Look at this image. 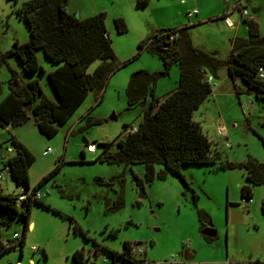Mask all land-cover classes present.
I'll use <instances>...</instances> for the list:
<instances>
[{
	"label": "rangeland",
	"instance_id": "1",
	"mask_svg": "<svg viewBox=\"0 0 264 264\" xmlns=\"http://www.w3.org/2000/svg\"><path fill=\"white\" fill-rule=\"evenodd\" d=\"M26 1L0 0L1 53L11 49L15 41L23 43L29 39L24 19L15 13ZM176 2L67 0V12L73 15L77 13L78 19L105 12V28L118 68L107 79L102 91L88 92L66 124L59 127L52 138L38 131L31 116L26 123L15 128L0 126V153H13L8 141L12 134L30 150L34 156L28 173L30 188L54 168L58 158L63 159L60 172L44 182L38 190L44 193L45 203L73 218L90 240L86 241L82 235L75 233L67 219L40 205H33L22 250L17 246L7 251L0 257V264H28L29 258L34 260V264H57L61 260L57 253H61L63 247H71L78 242V248L85 246V251L88 248L92 251L95 248L92 240L115 251H121L123 242L128 241L137 257L156 264H214L212 261H225L226 254L229 261L234 262L232 264H250L255 259L264 261V217L260 211L264 185L253 187L252 202L246 206L240 198V186L246 182L244 169L220 170L216 169L218 164L186 165L181 168V173L188 187L167 172L164 179L156 178L145 186L144 195L141 196L134 185L132 172L143 177L142 164L126 167L123 164L93 161L104 151L102 143H112L107 152H115L114 140L123 137L124 128L136 126L142 121L143 106L128 108L127 105L125 90L129 77L137 70L158 71L162 63L150 52L138 50L137 44L160 29L190 24L191 20L185 16L186 6H176ZM194 2L190 9L199 10L200 4H204L201 0ZM213 2L216 7L224 5L223 0ZM246 6L249 17L258 22L260 35L264 37V0L246 1ZM255 7L258 9L256 12L253 10ZM238 15V11H234L230 17L237 19ZM115 18L124 19L126 31L116 32ZM219 22L221 20H207L190 26L189 33L194 32L205 47H219L217 58L226 61L228 43L222 42L226 38L222 27L218 29ZM241 25L245 26L243 22ZM37 59L45 72L36 71L27 76L15 56L0 61V99L8 93L7 80L10 70H14L20 84L36 79L43 94L56 100L46 75L48 69L54 66L41 51L37 52ZM99 63V60L94 61L88 71L92 72ZM224 67L218 71L217 78L206 73L212 93L193 112L192 118L210 141L211 152L218 153L221 161L237 163L250 155L264 162V100L247 92L238 79L234 81L242 92L237 95L233 88L234 81L228 77ZM170 71L178 72V67L173 65ZM171 82L170 75L159 78L157 95H163ZM86 116L98 119L99 123L86 125ZM219 126L223 127L225 136L218 134ZM85 141L95 145V152L86 151ZM7 147H10V152H7ZM46 148H50L51 152L43 155ZM81 151L85 152L84 161ZM156 168L159 169L160 165ZM3 174L0 180L3 191L19 193V187L11 176L5 171ZM193 193L197 195L195 205L191 198ZM119 196L122 203L116 205ZM197 209H203L211 216L212 228L217 232L218 239L207 241L203 238L197 221ZM233 219L237 221L234 223ZM23 223V219L16 217L9 227L1 228V242L7 244L8 240L20 238ZM113 230H117L115 237L110 235ZM187 242L190 243L185 247ZM43 246L47 247L48 258L44 255ZM98 252V264H128L118 258L112 261L111 255L105 251ZM36 255L40 257L39 260ZM69 263H72L71 257Z\"/></svg>",
	"mask_w": 264,
	"mask_h": 264
},
{
	"label": "trees",
	"instance_id": "2",
	"mask_svg": "<svg viewBox=\"0 0 264 264\" xmlns=\"http://www.w3.org/2000/svg\"><path fill=\"white\" fill-rule=\"evenodd\" d=\"M147 1L138 0V3ZM66 3L67 0H28L15 10L27 25L29 39L23 43L15 41L11 49L0 52V61L15 56L26 76L36 71L44 73V68L39 65L37 59V52L41 51L45 59L54 66L46 75L56 100L43 94L36 79L20 84L17 73L10 70L7 80L8 93L0 99V126L15 128L26 123L31 116L38 131L45 137L52 138L57 134L59 127L66 124L88 92L102 91L107 79L118 68L105 28V12L78 19L67 12ZM113 22L117 33L126 31L123 18H115ZM243 23L246 25L248 36L235 39L226 61L217 58L213 52L209 53L193 46L186 25L160 29L141 40L137 49L150 52L162 63V68L158 71L137 70L129 77L125 90L127 105L128 108L143 106L142 121L136 126L124 128L123 137L114 140L115 152H107L112 143H102L105 149L93 161L123 164L126 167L142 164L143 177L132 172L134 185L141 196L144 195L145 186H149L156 178L164 179L167 172L175 175L188 187L181 173V168L186 165L218 164L216 169L220 170L242 168L246 182L240 186V198L252 199L253 187L264 185V162L250 155L237 163L221 161L218 153L211 152L210 141L192 118L193 112L211 94L212 86L205 73L217 78L218 71L223 66H226L232 81L240 80L247 92L253 93L257 99L264 100V80L256 75L258 68L264 67V37L260 35L256 20L244 18ZM96 60L100 63L89 72V66ZM173 65L178 67L176 87L163 98H159L154 94L156 83L159 78L169 75ZM233 88L237 95L242 92L235 83ZM148 97L149 102L146 103ZM86 118L88 126L99 123L98 119L88 116ZM8 141L13 153L8 155L5 161H0V172L7 167L18 187L36 191L44 182L60 172L64 160L58 158L54 168L30 188L28 173L34 156L13 134ZM84 144L86 147L88 142L85 141ZM81 157L84 161V151H81ZM159 165L160 168L157 169ZM96 180L102 181L101 178ZM60 194L65 197L63 193ZM17 195L18 193H5L0 186V230L9 227L16 217L24 221L20 238L8 240L7 244L0 240V257L17 246L22 250L33 205H40L67 219L75 233L82 235L86 241L90 240L73 218L51 208L42 198L26 200L22 208L17 203ZM191 198L195 205L197 195L193 193ZM121 203L122 197L119 196L116 205ZM260 211L264 217V199ZM196 216L200 230L212 226L211 216L205 210L197 209ZM116 232L117 230H113L110 235L115 237ZM203 238L207 241L216 239L215 236ZM92 243L95 245L96 255L99 254L98 251H105L111 255L112 261L118 258L128 264H151L137 257L128 241L123 242L121 251L102 246L94 240ZM71 258V264H97L96 259L91 260L83 247L75 249ZM250 264H264V261L255 259Z\"/></svg>",
	"mask_w": 264,
	"mask_h": 264
},
{
	"label": "crops",
	"instance_id": "3",
	"mask_svg": "<svg viewBox=\"0 0 264 264\" xmlns=\"http://www.w3.org/2000/svg\"><path fill=\"white\" fill-rule=\"evenodd\" d=\"M201 1H203L204 4L203 5L200 4L199 10H197L195 8H191L190 9V6L195 4L194 0H177V2L175 3L176 6H180V5H185L186 6V8H185V10H186L185 16L187 18H189V20H191L189 22L190 24L186 25V26H188L187 31H188L191 43L196 48H199V49L204 50V51L209 52V53L210 52L215 53V56L217 57V53L219 52V47H213V46L212 47H205L203 45V43L196 37V34L194 32L193 33H191V32L189 33V27L197 25L199 23L200 24L201 23H205V21H207V20H210V21H212V20H219L220 21L221 20V22H219L220 25H218V29H220L222 27V32L225 33L226 40H223L222 42L225 43V44L228 43L227 48H228L229 51H228L227 59H226V60H228V58H229V56L231 54V49H232V46H233V43H234L235 39L236 38H247V36H248L247 28H246L245 23H243L245 26L241 25V23L243 22L244 18L241 17L239 9H235L231 13L226 14L228 8L230 7V5L232 3L235 2V0H231V3H230V1L227 2V1L223 0L224 1V5L220 4L217 7H216V4L213 2L214 0H201ZM246 1L250 2V0H243V5H244L245 9L247 10ZM213 6H214L215 9H213ZM193 10H197V12L192 14L190 17H188L187 13L188 12L191 13ZM253 10H254V12L258 11V9H256V7ZM234 11H238V13H239L237 19H231V17H230V15L234 13ZM247 12H248V10H247ZM199 14H203L202 17H198ZM181 15L183 16V13H181ZM225 15L231 20L232 25L229 26V27L225 25L224 20L222 19ZM194 17H195V19H194ZM182 26H184V25H182ZM246 33H247V36H245ZM224 69H225V71H227L226 66L224 67ZM50 70L51 69H48V71H50ZM169 75H170V79L172 81L169 89H167V91H165V93H163V95H157L158 84L156 83L155 91H154L155 96L157 95V97L163 98L166 94H168L169 92H171L172 90L175 89L176 84H177V79H178V72H173L172 73L170 71ZM205 76H206V73H205ZM228 77H229V75H228ZM235 81H234V83H236ZM211 93H212V90H211ZM99 95H100V93H99ZM99 95H98V97H99ZM20 189H21V187H19V190ZM262 200L263 199H261V202H262ZM43 202H44V199H43ZM46 204H48V203H46ZM260 205H261V203H260ZM236 221L237 220H235V219L232 220V222H234V223ZM234 223H232V224H234ZM206 227H211L212 228V226H206ZM67 236H68V234H67ZM215 237H216V239H218L217 232H216ZM67 241H68V238L65 240V242H67ZM48 243H49V240L47 239L46 244H48ZM82 245H83V243H82ZM79 246H80V243L76 242V243L72 244L71 247L70 246L69 247L68 246L63 247V251L61 253H57L58 254L57 256L59 258H61V260H59V263H57V264H70L69 260H70V257L72 255V253H73V251L75 249H78ZM81 247H83L84 250H85V246H81ZM199 247H200V244H199ZM87 248H88V246H87ZM42 249L44 250L43 252H44L45 257L48 258L49 252L47 251V247L45 248V246H43ZM92 251L89 248H88L87 251H85V253L90 256L91 260L96 259L97 256H98V255L95 254L94 250H92ZM192 252L195 253V250H192ZM186 253H188V251H186ZM36 258H37V260H39L40 257L38 255H36ZM226 258L227 259H225V261H223V260L222 261H214V262L212 261V263H214V264H232V263H234L232 261H229V257H228L227 254H226ZM96 263H97V260H96ZM28 264H34V260L32 258H29L28 259Z\"/></svg>",
	"mask_w": 264,
	"mask_h": 264
},
{
	"label": "built area",
	"instance_id": "4",
	"mask_svg": "<svg viewBox=\"0 0 264 264\" xmlns=\"http://www.w3.org/2000/svg\"><path fill=\"white\" fill-rule=\"evenodd\" d=\"M224 1L228 2L229 0H224ZM235 9H239L241 17H243V18H251V17H249L248 12H247V10L245 9V7L243 5V0H235V2L232 3L230 5V7L228 8L226 14L231 13ZM196 12H197V10H193L191 13L188 12L187 16L190 17L192 14H194ZM222 19L224 20V23H225L226 26L229 27V26L232 25L231 20L226 15ZM169 39L171 40L172 37L170 36ZM256 75H257V77L259 79L264 80V67L263 66L258 68ZM217 132H218L219 135L225 136V132H224L223 127L219 126L218 129H217ZM86 151L90 152V153L95 152V145L93 143L87 144L86 145ZM7 152H10V148L7 149ZM50 152H51V149L50 148H46V150L43 152V155H48ZM7 156L8 155L0 153V160H4L5 161ZM4 171L8 175H10L9 169L7 167H5ZM3 177H4V174H3V171H2V172H0V180L3 179ZM43 197H44V193H41L38 190H36V191H31L30 189L29 190H24V188L21 187L20 192L17 195V203L19 204L20 207L24 208L23 206H24V202L26 200L41 199ZM243 202H245V205H247V204H250L252 202V199L243 200ZM13 237L16 238L17 235L14 234ZM188 245H189V242L185 243V247H187ZM132 251H133L134 254H136L134 248L132 249ZM151 264H156V263H151Z\"/></svg>",
	"mask_w": 264,
	"mask_h": 264
},
{
	"label": "water",
	"instance_id": "5",
	"mask_svg": "<svg viewBox=\"0 0 264 264\" xmlns=\"http://www.w3.org/2000/svg\"><path fill=\"white\" fill-rule=\"evenodd\" d=\"M75 18H78V14H74ZM114 119V117H113ZM29 228H31V225H29ZM202 236H206V237H214L216 235V231L211 228V227H204L201 231H200Z\"/></svg>",
	"mask_w": 264,
	"mask_h": 264
},
{
	"label": "clouds",
	"instance_id": "6",
	"mask_svg": "<svg viewBox=\"0 0 264 264\" xmlns=\"http://www.w3.org/2000/svg\"><path fill=\"white\" fill-rule=\"evenodd\" d=\"M89 144V143H88ZM96 148V147H95ZM136 255V254H135ZM150 263H152V262H150Z\"/></svg>",
	"mask_w": 264,
	"mask_h": 264
}]
</instances>
